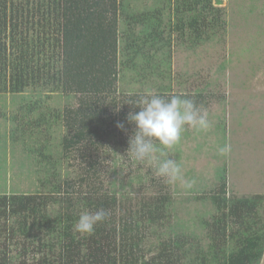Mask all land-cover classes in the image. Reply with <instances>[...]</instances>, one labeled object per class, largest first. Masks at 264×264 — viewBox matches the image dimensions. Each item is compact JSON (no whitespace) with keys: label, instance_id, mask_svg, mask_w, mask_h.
<instances>
[{"label":"trees","instance_id":"obj_1","mask_svg":"<svg viewBox=\"0 0 264 264\" xmlns=\"http://www.w3.org/2000/svg\"><path fill=\"white\" fill-rule=\"evenodd\" d=\"M126 1L0 0V93L32 88L77 97L54 116L67 129L61 141L63 158L76 152L79 164L86 162L77 178L49 173L51 187L44 191L0 195V223L6 233L0 242V264H260L263 195L226 196V174L210 195L215 212L202 221L208 248L203 246L204 236L167 233L171 188L157 181L154 173L150 180L156 193L149 195L140 188L136 193L123 191L101 179L103 161L93 155L116 132L120 136L116 142L127 152L135 130L127 116L140 110L133 104L146 93L120 91L124 66L134 64L143 77L146 72L164 76L171 66L162 57L170 55L166 48L171 47L173 34L197 44L225 25L224 7L214 0H168L167 6L140 10H130ZM170 90L164 85L155 93L166 99L186 96L198 106L204 103L205 94L200 92L184 95ZM39 102L25 103L28 112L40 111L38 119L14 117L23 134L30 126L43 128L46 114H51L43 112ZM129 128L132 134L127 133ZM143 164L137 162V170ZM128 167L135 171L131 162ZM99 209L109 215L93 234L76 233L74 224L81 212ZM8 238L16 239L18 263L9 255Z\"/></svg>","mask_w":264,"mask_h":264},{"label":"rangeland","instance_id":"obj_2","mask_svg":"<svg viewBox=\"0 0 264 264\" xmlns=\"http://www.w3.org/2000/svg\"><path fill=\"white\" fill-rule=\"evenodd\" d=\"M214 1L220 2L218 5L226 12L224 28L210 31L197 44L173 34L171 47L166 48L170 55L162 57L167 60L164 64L171 66L163 70L164 76L157 73L148 76L146 72L143 77L128 62L118 81L120 91L126 93L156 92L166 85L173 94H205L201 106L209 113L210 127L197 131L186 126L180 142L172 149H164L165 156L161 157L175 160L185 181L191 182L187 188L179 182L168 184L173 201L167 233L204 236V248L209 247V240L202 221L210 219L215 212L210 195L221 183L223 173L227 176L226 196L263 195L260 214L264 218V0ZM126 3L130 10H140L167 6L168 0ZM39 91L28 88L21 93H0V195L44 191L51 187L49 173H57L62 179L77 178L82 172L80 166L86 165V162L79 164L76 152L63 158L61 141L67 129L54 116L55 111L76 103L77 97ZM35 99L40 100L43 112L51 111V114H46L43 128L30 126L23 134L18 120L32 122L40 116L38 110L28 112L25 104ZM16 115L19 119H14ZM30 131L34 133L31 137ZM119 137L117 132L107 137V142L93 155L103 161L101 179L123 191L136 193L140 188L148 195L156 193L150 180L155 174L154 165V170L144 164L137 170V162L116 142ZM225 144L231 145V152L221 155L219 149ZM129 162L134 172L129 170ZM129 172L133 174L127 175ZM157 178L165 183L163 178ZM132 197L138 196L132 194ZM0 234L2 242L6 233L1 223ZM15 241L8 238L7 243L9 255L18 263ZM153 241L157 242L158 238ZM28 258L32 260V255ZM260 264H264V255Z\"/></svg>","mask_w":264,"mask_h":264},{"label":"clouds","instance_id":"obj_3","mask_svg":"<svg viewBox=\"0 0 264 264\" xmlns=\"http://www.w3.org/2000/svg\"><path fill=\"white\" fill-rule=\"evenodd\" d=\"M133 105L140 110L129 112L127 116L128 122L135 125L127 150L130 158L141 164L154 165L155 175L166 183L179 182L183 187H191V182L185 181L180 165L171 158L161 157L165 156L164 149H172L180 142L186 126L197 131L210 127L207 109L181 95L166 99L152 91L145 93ZM116 127L123 130L124 124L117 123ZM219 152L221 155L229 154L231 145L225 144ZM108 215L105 209L85 210L74 224V230L80 235H91L96 225L104 222Z\"/></svg>","mask_w":264,"mask_h":264}]
</instances>
